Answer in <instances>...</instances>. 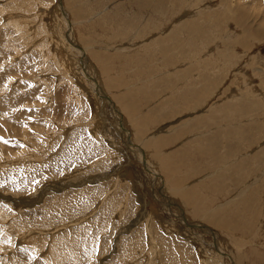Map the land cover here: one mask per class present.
<instances>
[{
    "label": "rangeland",
    "instance_id": "374dc122",
    "mask_svg": "<svg viewBox=\"0 0 264 264\" xmlns=\"http://www.w3.org/2000/svg\"><path fill=\"white\" fill-rule=\"evenodd\" d=\"M0 137V264H264V0H0Z\"/></svg>",
    "mask_w": 264,
    "mask_h": 264
},
{
    "label": "bare ground",
    "instance_id": "6f19581e",
    "mask_svg": "<svg viewBox=\"0 0 264 264\" xmlns=\"http://www.w3.org/2000/svg\"><path fill=\"white\" fill-rule=\"evenodd\" d=\"M75 46V45H74ZM80 49H81V47H80ZM82 54V53H81ZM99 88V87H98ZM101 91V90H100ZM126 108V107H125ZM116 112V111H115ZM128 112V111H127ZM122 121V120H121ZM124 121V120H123ZM123 125V124H122ZM134 147V146H133ZM165 161H163L162 163H164ZM161 163V162H160ZM161 163V164H162ZM165 164H167V163H165ZM163 165V164H162ZM162 167H164V166H162ZM166 167H169V166H167L166 165ZM171 169V168H170ZM175 170H176V168H174ZM164 170H166L167 172L168 171H170L168 168H166V169H164ZM168 177H169V175H168ZM182 178H178V182H181V181H183L184 179H182ZM173 182L175 183V181L173 180ZM162 183V182H161ZM171 184V183H170ZM199 189H197V191H198ZM191 192H192V190H191ZM178 193V192H177ZM193 194H195V192H193ZM188 195H190V193L188 192V194H187V197H188ZM177 196V195H176ZM182 197L187 201V199H186V196H185V194H182ZM190 199V198H189ZM188 202V201H187ZM234 237V236H233Z\"/></svg>",
    "mask_w": 264,
    "mask_h": 264
},
{
    "label": "snow or ice",
    "instance_id": "6c2138e0",
    "mask_svg": "<svg viewBox=\"0 0 264 264\" xmlns=\"http://www.w3.org/2000/svg\"><path fill=\"white\" fill-rule=\"evenodd\" d=\"M0 142L7 143L8 141H6L3 137H0Z\"/></svg>",
    "mask_w": 264,
    "mask_h": 264
}]
</instances>
